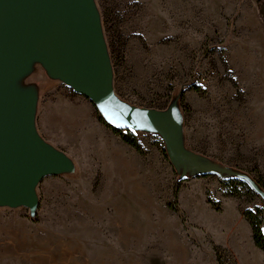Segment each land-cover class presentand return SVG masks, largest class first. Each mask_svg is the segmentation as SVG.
<instances>
[{
	"label": "rangeland",
	"instance_id": "obj_1",
	"mask_svg": "<svg viewBox=\"0 0 264 264\" xmlns=\"http://www.w3.org/2000/svg\"><path fill=\"white\" fill-rule=\"evenodd\" d=\"M91 2L115 101L200 165L264 181V0ZM6 81L69 166L34 188V209L0 205V264H264L243 216L264 200L230 194L233 176L132 118L138 153L40 62Z\"/></svg>",
	"mask_w": 264,
	"mask_h": 264
},
{
	"label": "water",
	"instance_id": "obj_2",
	"mask_svg": "<svg viewBox=\"0 0 264 264\" xmlns=\"http://www.w3.org/2000/svg\"><path fill=\"white\" fill-rule=\"evenodd\" d=\"M34 61L88 97L108 125L123 130L130 119H136L143 128L158 131L175 147L179 158L188 159L201 170L242 179L264 200V192L252 179L200 165L181 152L162 125L115 101L107 50L91 0H0V205L34 209V188L45 177L69 166L65 156L37 137L32 102L7 86V79L21 75Z\"/></svg>",
	"mask_w": 264,
	"mask_h": 264
},
{
	"label": "trees",
	"instance_id": "obj_3",
	"mask_svg": "<svg viewBox=\"0 0 264 264\" xmlns=\"http://www.w3.org/2000/svg\"><path fill=\"white\" fill-rule=\"evenodd\" d=\"M101 120V119H100ZM111 131L128 146L135 149L138 153L142 154L143 150L140 144L137 141L135 135L130 132L124 133L123 130L115 129L112 126L108 125L104 120H101ZM255 184L264 192V181L261 179H257V181L253 180ZM227 188L233 196H240L242 191H246L248 195L252 197H259V195L255 192V190L244 180L238 178H232L227 183ZM173 209V205L170 206ZM175 209V208H174ZM244 218L248 221L251 226L253 233V241L255 246L264 252V208L257 207L254 210H248L243 214ZM217 255L219 256V261L222 260V257L219 254V249H215Z\"/></svg>",
	"mask_w": 264,
	"mask_h": 264
}]
</instances>
